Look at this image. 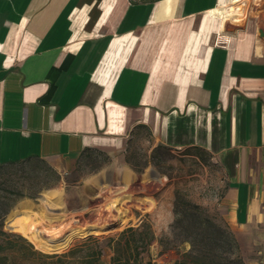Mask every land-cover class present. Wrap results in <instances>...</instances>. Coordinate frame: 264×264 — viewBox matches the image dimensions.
I'll list each match as a JSON object with an SVG mask.
<instances>
[{"label":"crops","instance_id":"crops-1","mask_svg":"<svg viewBox=\"0 0 264 264\" xmlns=\"http://www.w3.org/2000/svg\"><path fill=\"white\" fill-rule=\"evenodd\" d=\"M259 29L264 0H0V165L67 172L146 127L207 151L228 220L264 229Z\"/></svg>","mask_w":264,"mask_h":264},{"label":"rangeland","instance_id":"rangeland-1","mask_svg":"<svg viewBox=\"0 0 264 264\" xmlns=\"http://www.w3.org/2000/svg\"><path fill=\"white\" fill-rule=\"evenodd\" d=\"M122 169L129 171L133 179L132 190L122 196L93 200L105 174L115 175ZM97 176H101L97 184L83 188L85 180ZM121 185L117 180L111 187ZM225 188L221 166L207 151L197 147L172 148L156 140L149 128L134 127L118 149L93 150L81 156L67 172L41 160L0 165V214L6 212L3 229L20 234L8 226V215L18 202L30 200L37 204L39 199L55 195L63 197L66 203L68 198L83 201L89 198L88 205L76 215L74 225L82 228L95 225L94 231L77 236L59 251L42 250L30 241L35 249L45 254H63L77 248L82 255L94 250L95 241L88 240L92 238L102 248L101 262L107 264L112 255L110 238L145 222L151 226L154 239L139 257L155 264H173L190 249L186 233L173 227L174 199L178 192L181 198L198 205L221 229L217 232L222 240L235 239L237 248L222 244L220 250L226 255L239 254L244 264H264V229L244 230L231 224L222 203ZM93 204L100 206L84 212L85 207ZM65 260L63 264H75V259Z\"/></svg>","mask_w":264,"mask_h":264},{"label":"trees","instance_id":"trees-1","mask_svg":"<svg viewBox=\"0 0 264 264\" xmlns=\"http://www.w3.org/2000/svg\"><path fill=\"white\" fill-rule=\"evenodd\" d=\"M173 212V227L185 232V239L190 244V249L173 264H244L239 254L226 255L220 250L222 244H233L237 248L235 239L222 240L217 232L221 229L210 221L198 205L181 198L178 192L175 193ZM5 214H0V264H63L67 261L65 259H75V264H103V252L97 240L88 239L95 241L96 246L82 255H79L77 248L63 254H45L35 249L22 235L4 230L2 219ZM153 239L154 234L148 223L141 222L137 227L125 228L110 238L112 255L107 264H155L139 257L140 253L147 251Z\"/></svg>","mask_w":264,"mask_h":264},{"label":"bare ground","instance_id":"bare-ground-1","mask_svg":"<svg viewBox=\"0 0 264 264\" xmlns=\"http://www.w3.org/2000/svg\"><path fill=\"white\" fill-rule=\"evenodd\" d=\"M233 9L232 6H229L228 9L227 7H223L212 11V13L222 15L226 19L232 17ZM216 22H213L214 25H216ZM101 176L85 180L83 188L93 187L94 184H97L98 178ZM103 178L99 182L100 187L98 192L94 193V197H92L93 200H96L98 197L122 196L133 188V179L126 169L118 170L115 175L105 174ZM117 180H120L122 185L119 188L113 189L111 184ZM88 199L83 201L82 199L73 197L68 198L67 201L69 203H66L63 197L55 195L45 199H39L37 204L30 200L20 201L12 208V211L8 215V226L42 250H62L77 236L92 232L97 228L95 225H88L86 228L76 227L74 225L76 215L81 213L79 210L82 207L84 209V205H88ZM99 206L100 204L87 206L84 212Z\"/></svg>","mask_w":264,"mask_h":264},{"label":"water","instance_id":"water-1","mask_svg":"<svg viewBox=\"0 0 264 264\" xmlns=\"http://www.w3.org/2000/svg\"><path fill=\"white\" fill-rule=\"evenodd\" d=\"M258 34H259V37H261V38L264 37V33L260 29L258 30Z\"/></svg>","mask_w":264,"mask_h":264}]
</instances>
